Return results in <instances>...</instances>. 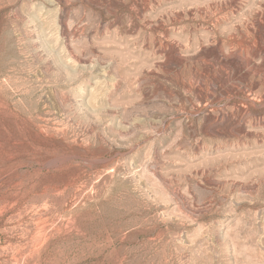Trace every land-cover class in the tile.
<instances>
[{
	"label": "rangeland",
	"instance_id": "374dc122",
	"mask_svg": "<svg viewBox=\"0 0 264 264\" xmlns=\"http://www.w3.org/2000/svg\"><path fill=\"white\" fill-rule=\"evenodd\" d=\"M0 264H264V0H0Z\"/></svg>",
	"mask_w": 264,
	"mask_h": 264
}]
</instances>
